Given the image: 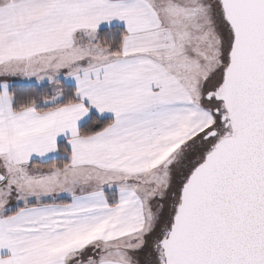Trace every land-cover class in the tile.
<instances>
[{
	"label": "snow or ice",
	"instance_id": "6c2138e0",
	"mask_svg": "<svg viewBox=\"0 0 264 264\" xmlns=\"http://www.w3.org/2000/svg\"><path fill=\"white\" fill-rule=\"evenodd\" d=\"M0 264H264V0H0Z\"/></svg>",
	"mask_w": 264,
	"mask_h": 264
}]
</instances>
